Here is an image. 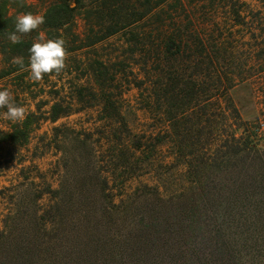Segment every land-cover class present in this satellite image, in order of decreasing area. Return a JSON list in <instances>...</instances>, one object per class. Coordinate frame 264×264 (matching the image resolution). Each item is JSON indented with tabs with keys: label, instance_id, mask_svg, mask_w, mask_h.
Here are the masks:
<instances>
[{
	"label": "rangeland",
	"instance_id": "1",
	"mask_svg": "<svg viewBox=\"0 0 264 264\" xmlns=\"http://www.w3.org/2000/svg\"><path fill=\"white\" fill-rule=\"evenodd\" d=\"M155 13L143 27L145 45L132 44L125 30L69 54L59 76L29 79V97L0 82L26 114L44 118L27 146L0 150V264H190L182 261L194 251L216 257L217 232L229 237L224 264H264V0H169ZM84 28L78 16L77 29ZM195 31L234 49L217 67L224 82L226 75L239 82L228 100L205 77L199 98L208 88L217 95L202 109L183 110L189 100L166 97L144 61L165 59L172 33L195 48ZM99 61L116 106L108 111L94 90ZM157 65L150 64L152 75ZM57 100L72 114L53 123ZM6 111L0 125L13 123ZM233 134L249 137V150L233 155ZM254 191L255 201L244 199ZM193 219L205 231L190 230Z\"/></svg>",
	"mask_w": 264,
	"mask_h": 264
},
{
	"label": "trees",
	"instance_id": "2",
	"mask_svg": "<svg viewBox=\"0 0 264 264\" xmlns=\"http://www.w3.org/2000/svg\"><path fill=\"white\" fill-rule=\"evenodd\" d=\"M167 1L169 0H0V54L3 60V68L0 70V82H12L14 91L13 89L11 90L18 98L29 97L33 90L28 84L29 72L27 70L22 71L18 65H13L11 61L14 57H23L25 69H27L30 56L29 49L42 32L45 35V39L63 38L66 41L68 55L95 46L125 30H131L132 39L130 42L132 44L135 43L137 46L145 45L142 39L144 35L146 36L143 29L145 22L148 18L152 19L153 16H156V10ZM38 4H41L40 9L42 10L45 23L32 33L23 35L20 43L13 44L8 37L15 31L16 17L21 13L31 12L37 14L35 7ZM72 5L75 6L73 7ZM78 16H82L84 21L85 28L82 32L77 29ZM194 23V20L191 21V27H194L193 31L197 30V26L200 25V23ZM155 30L158 31L159 28ZM173 31H176V29L173 28ZM179 32L176 34L172 33L170 37H167L164 50L165 59L161 60L162 58L159 56L151 57V59L145 58L144 63L147 66L148 75L157 79L154 82V86L158 85L161 90H163L162 86H164L163 94L168 98L178 99L186 97L189 101L179 105V108L181 107L183 110L202 109V103L211 100L217 95L211 94V89L208 88L203 91L206 95L205 101H201L202 99L199 98L201 93L198 88L205 77L212 80L214 84L215 82L217 83V88H214L213 91L217 90L218 95L231 100L229 91L239 82L237 81L238 77L226 75V81L224 82L217 63L221 59L234 57V49L223 48L218 42L220 39L211 36H209L207 41H204L205 39L198 31H195L198 35L190 36L196 40V47L191 48L190 45L184 47L183 34ZM205 57L209 62L199 60V58ZM177 61L181 62L174 65L173 62L176 63ZM103 62H98L99 67L97 70L99 72L96 73L95 79L99 88L94 90L96 94H101L102 111H108L116 106L101 81L104 75V71L101 68L105 69L106 67ZM186 62L191 64L185 65ZM150 64H158L157 68H154V75L148 71ZM188 71H191L190 75H186ZM54 76L55 74H46L43 80L48 82ZM77 89L79 96H83L85 88L77 86ZM64 103L66 102L61 100L55 101L51 106L50 117L47 120L55 123L60 118L71 115L70 111L63 109ZM232 106L237 114V109L234 105ZM205 113L203 114L205 115ZM43 119H40L35 112H32L26 114L23 121L0 125V150L3 149V146H27L32 139V134L38 129L35 125L39 126ZM172 119L174 118L169 120ZM229 140L238 144L237 148L232 149L233 155L246 152L249 150V143H252L249 137L236 138L235 134ZM236 194L238 195V192ZM243 197L244 199L255 201V191L254 194L247 192ZM259 204V208L262 210V215L259 217L263 220L264 202L260 201ZM253 212L255 215V210ZM194 217L196 218L197 215ZM205 227L204 223L196 219H193L192 223L188 225L190 230L193 229L197 233L202 230L205 231ZM228 238L227 235L221 232H217L214 235V245H212L211 253L216 256L215 258L203 257L198 250L194 251L192 255L186 256L187 258L184 257L182 262L190 261V264H224L227 260L225 258L227 254L225 248L229 243H227ZM112 263L118 264L120 262L112 260Z\"/></svg>",
	"mask_w": 264,
	"mask_h": 264
},
{
	"label": "clouds",
	"instance_id": "3",
	"mask_svg": "<svg viewBox=\"0 0 264 264\" xmlns=\"http://www.w3.org/2000/svg\"><path fill=\"white\" fill-rule=\"evenodd\" d=\"M73 7L75 5H72ZM45 23L42 15L31 12L21 13L16 17L15 31L9 35V40L13 44L21 42V37L39 29ZM28 67L25 69L23 57H14L11 61L13 65L29 72V79L33 82L43 80L44 76L55 74L59 76L66 68L68 52L66 41L63 38L45 39L41 34L29 49ZM7 109L4 112V119L13 123L25 119L26 109L17 106L12 99V94L7 89L0 90V109Z\"/></svg>",
	"mask_w": 264,
	"mask_h": 264
},
{
	"label": "built area",
	"instance_id": "4",
	"mask_svg": "<svg viewBox=\"0 0 264 264\" xmlns=\"http://www.w3.org/2000/svg\"><path fill=\"white\" fill-rule=\"evenodd\" d=\"M259 126H260V130L264 131V120L260 121Z\"/></svg>",
	"mask_w": 264,
	"mask_h": 264
}]
</instances>
